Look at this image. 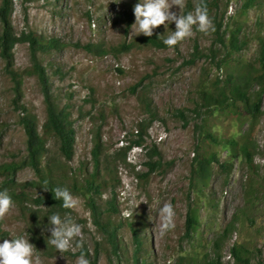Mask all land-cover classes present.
<instances>
[{"label": "rangeland", "instance_id": "rangeland-1", "mask_svg": "<svg viewBox=\"0 0 264 264\" xmlns=\"http://www.w3.org/2000/svg\"><path fill=\"white\" fill-rule=\"evenodd\" d=\"M200 1L184 0V13L191 2L194 12ZM137 2L11 0L9 21L16 36L33 32L45 41L54 40L57 45L39 52L38 57L46 69L53 97L61 106H70L76 131L75 154L72 161L65 163L50 146L51 153L45 163L58 162L64 168L61 174L77 199L70 215L82 225L79 239L84 243L82 248L63 254L57 252L47 243L51 235L45 230L49 212L31 201L21 205L14 202L10 212L0 218L6 232L4 239L24 235L35 246L41 264H76L77 257L85 250L90 264H122L94 223L85 197L72 190L75 179L80 182L83 175L92 171V150L99 130L106 150L101 157L102 177L109 185L97 203L108 211L111 210L108 202L113 200L117 213L112 214V219L119 225L117 239L123 240L130 254L129 223L138 221L146 230L143 236L148 264L204 263L215 258L216 252L221 254L223 264H229L227 256L235 245L244 247L252 256L251 264H256L259 257L264 260V99L263 114L256 122L241 107L213 108L204 111L202 120L196 110L202 87L211 88L212 83L222 84L229 75L241 74L258 56L262 43L259 37L264 39V7L245 9V0L220 1L217 16L221 31L226 33L228 43L232 32L240 31V42L246 41L241 51L227 52L215 45L214 14L209 15L213 30L208 34L194 31L177 49L134 44L124 50L123 45H131L141 36L130 35L131 29L126 31L123 18L125 11ZM172 11L179 14L175 6ZM169 29L175 31V24ZM155 30L166 32L163 25ZM215 47L220 50L213 58L211 51ZM93 49L107 52L97 54ZM14 65L16 71L23 73L32 67L29 43L16 45ZM21 81L22 93L18 99L15 84L5 72V62L0 57V165L26 156V133L21 120L32 114L42 126L47 117L38 78L24 74ZM144 98L151 102L158 118L149 124L145 149L132 148L126 152L139 125L150 118ZM180 111L186 119L179 117ZM206 132L225 143L215 147L205 138ZM249 139L258 147L255 159L258 171L251 176L254 192L249 191L250 173L240 153ZM228 141H234V147ZM154 146L158 156L151 155ZM214 150L219 162L212 164L207 179L197 177L199 161ZM234 152L236 157L231 159ZM149 161L159 163L154 172L139 178V174L149 172L146 165ZM220 163H231V170L221 168ZM2 180L0 177V187ZM36 181L34 170L29 167L16 175L17 184ZM27 191L31 198L43 192L39 187ZM165 203L173 206L174 227L161 235L163 218L159 209ZM189 210L196 216L198 226L187 237L185 223Z\"/></svg>", "mask_w": 264, "mask_h": 264}, {"label": "trees", "instance_id": "trees-1", "mask_svg": "<svg viewBox=\"0 0 264 264\" xmlns=\"http://www.w3.org/2000/svg\"><path fill=\"white\" fill-rule=\"evenodd\" d=\"M221 0H203V3L208 9L209 15H216L214 18V33L216 34L217 43L215 45L221 46V49L225 51H241L246 45V41L240 42L239 32H232L229 43L226 38V33L222 32V25L218 19V11L220 8ZM201 2V1H200ZM133 4L130 8L125 11L123 18L125 19V27L128 32L131 29L132 24L135 22ZM192 2L186 7L185 14L191 12ZM245 9L253 7H264V0H245ZM11 15V0H2V6L0 7V19L2 21V32L0 34V57L5 62V72L11 77L14 82V90L18 99L22 93V77L24 74L35 75L42 88L46 102L47 117L44 124L41 126L37 118L29 114L21 120L26 133V156L19 160L10 163H4L0 165V177L3 178L0 191H7L12 197L14 202H18L19 205L26 201H31L34 206L39 208H45L49 214L60 213L62 216L65 213H72V210L63 209L60 205V201L54 198V193L51 190H45L44 188H55V187H67L64 176L61 171L64 172V168L61 163L58 162H47L45 163L46 157L51 153L50 146L55 148L57 155L68 163L73 160L75 154L76 144V131L74 128V121L72 120V112L70 106H61V104L53 97L51 88L49 86V77L46 73L45 67L39 61L38 53L47 52L49 49L56 47V42L45 41L41 36L36 35L33 32L24 34L18 37L14 34L10 25L9 17ZM166 32L163 30H154L152 37L141 35L133 40L131 45H123L124 50L130 49L134 44H142L155 49H170L163 44L162 40L164 37L159 39V36L165 35ZM262 41L260 45V51L258 56L248 63L244 71L237 75H229L228 78L222 83H212L211 88L202 87L199 92V108L196 110L197 115L202 120V115L205 112H209L213 108L219 110H227L229 108L241 107L244 114L247 115L252 122L263 114V99H264V39L259 37ZM19 43H29L31 55H32V67L27 70L26 73L16 71L14 65V50ZM179 44L174 49H177ZM219 47L212 48L211 55L213 58L217 55L220 50ZM88 50H92L90 46H87ZM93 52L97 54H105L107 51L102 49H93ZM223 63L221 64L223 66ZM118 71H122L118 69ZM137 89V88H136ZM135 89V91H136ZM145 109L149 113L150 118L147 123H141L139 125L138 133L136 137L129 141L125 151L130 150L134 147L145 149V137L148 133L149 124L158 118L156 112L153 111L151 102L144 98ZM23 111H27L24 106L20 107ZM179 117L186 119L184 112H179ZM202 126L199 127L201 129ZM205 138L211 143L218 147L225 143L224 140L217 138L210 132H206ZM92 150V171H88L86 175H83L82 181L76 179L72 183V190L81 196L85 197L87 206L91 210L92 218L94 223L102 230L103 234L107 237L109 244L118 257V260L122 264H148L149 254L146 250V243L144 234L146 232L143 224L138 221H132L129 223L130 237H131V250L132 254L129 253L127 245L123 240L117 239L119 233V225L112 219V214L117 213V209L114 206L113 200L108 203L111 205V210L104 211L102 207L97 203L98 198H101L106 187L109 183L103 179L102 174V155H105V147L102 142L100 131L98 130L95 134V143ZM227 144H232L234 147V141H228ZM125 152V153H126ZM151 155L158 156L159 153L157 148L154 146L151 149ZM240 153L243 157V161L247 166L250 178L248 180V187L250 192H254L252 184L253 174H257L258 166L255 163L256 155L258 153V147L255 142L249 139L240 148ZM236 157L235 152L230 155L233 159ZM157 161L154 163L148 162L146 165L149 167V172L146 174H139V178L148 176L156 169ZM219 162L216 156V150L211 153L207 158L200 160L195 174L197 177L207 179L209 171L213 163ZM221 168L231 170V163H220ZM32 168L38 178L36 182L29 183H16L17 173L24 168ZM30 187H39L43 190L42 194L35 198L29 196L27 191ZM69 189V187H67ZM70 190V189H69ZM198 226V220L195 215L192 214V210H189L187 214V220L185 223L186 236L189 237L194 229ZM227 233V231H226ZM6 237V232L2 229V222L0 221V240ZM216 247L219 244L216 243ZM85 256L88 252L83 251ZM232 254L235 258L236 264H251V254L248 253L244 247L235 245L232 248ZM215 258H208L207 262L194 263V264H223L221 261V254L215 253ZM113 264V263H111ZM256 264H264L262 257H259Z\"/></svg>", "mask_w": 264, "mask_h": 264}, {"label": "clouds", "instance_id": "clouds-1", "mask_svg": "<svg viewBox=\"0 0 264 264\" xmlns=\"http://www.w3.org/2000/svg\"><path fill=\"white\" fill-rule=\"evenodd\" d=\"M174 6L179 9V14L172 11ZM184 8V0H138L133 8L135 23L131 26L130 35L152 37L154 30L163 25L166 34L159 36V39L164 37L163 44L168 48H173L185 39L192 37L194 31L208 34L213 30V23L203 0L195 6L194 12L185 14ZM173 23L176 26L175 31L169 29ZM134 148L142 151V148ZM44 189L54 193V198L61 202L60 205L63 209L76 208L77 199L67 187ZM13 206L14 201L9 193L6 190L0 191V218L5 217ZM159 215L163 218L161 235H164L167 230L174 227L173 206L165 203L159 209ZM47 217L49 223L45 230L51 233L47 243L53 246L57 252L63 254L74 250V248L83 247L84 242L79 239L82 234V225L75 222L69 213H65L63 216L60 213H52ZM35 250V246L24 235L11 237V240L4 239L0 243V264H41V258ZM227 261L229 264H235L232 251L228 254ZM76 264H90V262L85 255L80 254Z\"/></svg>", "mask_w": 264, "mask_h": 264}, {"label": "built area", "instance_id": "built-area-1", "mask_svg": "<svg viewBox=\"0 0 264 264\" xmlns=\"http://www.w3.org/2000/svg\"><path fill=\"white\" fill-rule=\"evenodd\" d=\"M229 258H231V256H229Z\"/></svg>", "mask_w": 264, "mask_h": 264}]
</instances>
